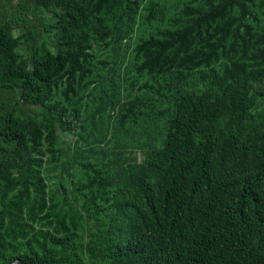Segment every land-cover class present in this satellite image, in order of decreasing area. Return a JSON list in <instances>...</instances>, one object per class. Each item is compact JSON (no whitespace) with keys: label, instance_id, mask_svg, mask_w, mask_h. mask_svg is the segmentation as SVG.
Instances as JSON below:
<instances>
[{"label":"trees","instance_id":"1","mask_svg":"<svg viewBox=\"0 0 264 264\" xmlns=\"http://www.w3.org/2000/svg\"><path fill=\"white\" fill-rule=\"evenodd\" d=\"M257 114L264 0H0V264H264ZM92 185L113 224L85 242Z\"/></svg>","mask_w":264,"mask_h":264},{"label":"rangeland","instance_id":"2","mask_svg":"<svg viewBox=\"0 0 264 264\" xmlns=\"http://www.w3.org/2000/svg\"><path fill=\"white\" fill-rule=\"evenodd\" d=\"M15 41H16V46L14 48V52L18 56H25L27 55V45L24 42V33L23 29L21 27H17L13 31ZM51 34V33H50ZM52 35V34H51ZM38 61H42L41 58H37ZM32 67V64L29 65ZM260 115V114H259ZM258 114L256 115V118L254 120V125L260 124L262 125V122H264V115L263 117L259 116ZM59 116L55 113L49 114L48 119L52 122H57L59 120ZM222 126V125H221ZM264 127V125H263ZM217 128L215 127L213 133L216 134ZM264 131V130H263ZM55 135L58 137L59 140H66L68 139L69 141L74 138L73 132H68V131H63L61 129H58L55 131ZM34 139L37 142L38 148L42 151L45 152L44 158L48 156V152H53L54 153V159L55 161L60 160V156L58 152L52 147V142L54 139L49 136L48 131L45 128L42 129H37L34 132ZM231 157H236L237 153L235 150H231ZM138 159L140 160L142 157V154L138 152L137 154ZM252 163L251 165H253ZM48 175L47 177L49 178L48 182H46L48 185L54 186V190H60L61 187H64L65 189H68L70 187L69 183L67 182L66 178H59L58 172L57 171H52L50 166H46ZM78 175L84 174L85 172L83 170H79ZM89 174H92L90 171ZM89 180L86 179L83 181L81 184V188L86 187L89 182ZM111 196H114V191L113 190H108V193L106 195V192H101L95 185H92V188L90 189V197L97 203L96 208L94 206V203H88V201L85 202H80L78 204L79 208L86 213V216L88 218V223H87V232L83 235V240L85 242H88L89 239H91V236L89 234L90 230H106L109 227L112 226L113 224V218L109 216V213L99 211L102 207L104 208L105 205L110 203V198ZM109 226V227H108ZM42 228L45 230L46 227L42 226ZM81 252V251H80ZM80 252H70V254L74 257L75 264H100L99 260H91L88 258L86 255L80 253ZM9 263V262H8Z\"/></svg>","mask_w":264,"mask_h":264},{"label":"water","instance_id":"3","mask_svg":"<svg viewBox=\"0 0 264 264\" xmlns=\"http://www.w3.org/2000/svg\"><path fill=\"white\" fill-rule=\"evenodd\" d=\"M7 264H21V262L19 260L15 259V260L7 263Z\"/></svg>","mask_w":264,"mask_h":264}]
</instances>
